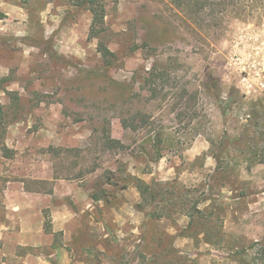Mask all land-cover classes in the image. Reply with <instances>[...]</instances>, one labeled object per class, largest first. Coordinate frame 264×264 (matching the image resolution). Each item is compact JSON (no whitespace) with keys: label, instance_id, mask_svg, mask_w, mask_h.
Instances as JSON below:
<instances>
[{"label":"rangeland","instance_id":"obj_1","mask_svg":"<svg viewBox=\"0 0 264 264\" xmlns=\"http://www.w3.org/2000/svg\"><path fill=\"white\" fill-rule=\"evenodd\" d=\"M74 1L0 0V214L9 189L11 205L56 200L110 231L81 237L104 253L79 262L232 264L264 238V1L97 0L92 39ZM129 177L158 186L166 218L139 211Z\"/></svg>","mask_w":264,"mask_h":264},{"label":"crops","instance_id":"obj_2","mask_svg":"<svg viewBox=\"0 0 264 264\" xmlns=\"http://www.w3.org/2000/svg\"><path fill=\"white\" fill-rule=\"evenodd\" d=\"M13 193L7 189L2 196L0 264H93L87 261L79 262L77 254L88 255L95 247L104 253V249H99L93 243H79V241L81 237H86L85 235L94 239L107 238L110 231L99 230L101 234L95 235L92 230H82L77 225L79 224L78 214L67 205L56 204V200L53 202L40 200L39 203L33 201L24 204L20 201L18 204L11 205L8 201L11 196H14ZM51 194L54 199L63 197L55 188ZM15 195H21V191L20 193L17 191ZM27 195L32 197L36 194L27 193ZM73 199L67 200L75 206ZM88 200L93 203L91 197ZM42 210L48 214L47 231ZM114 233L112 235L116 236V232ZM102 264L117 263L103 260Z\"/></svg>","mask_w":264,"mask_h":264},{"label":"trees","instance_id":"obj_3","mask_svg":"<svg viewBox=\"0 0 264 264\" xmlns=\"http://www.w3.org/2000/svg\"><path fill=\"white\" fill-rule=\"evenodd\" d=\"M23 1L25 2L26 0H23ZM259 1H264V0H252V2L250 3V6L248 7L254 6L253 4ZM241 2H242L241 0H237V4H236L237 8H241L242 6ZM73 3L75 6H79L91 14L92 20H91V25L89 28V38L90 39L95 38L103 26V18H104L103 17V11H104L103 7L99 6L97 0H75ZM199 5H201V3ZM98 53L101 55L103 59V63L105 65L108 66L112 63L113 54L105 46L99 45ZM5 81L7 80L5 79ZM108 142L111 144L117 143L111 140L110 138L108 139ZM154 143L156 147H159L161 145V138L159 136L155 137ZM128 180L129 182H131V185L133 186V188H135V190L137 191L139 195L140 202H141V204L138 206L139 211H143L144 207L147 206L149 207V209H151V211H153L152 214L148 216L149 220L158 221L162 218H166V216L163 214H157L165 210V207L159 210L157 208L158 207L157 205L159 204L156 205V201L159 199V194L155 191V188L158 186L155 183L146 184L143 181L137 178H133V177H129ZM129 185H130L129 183L124 184L123 186H121L120 189L125 190L128 188ZM101 196L102 195L95 196V197L92 196L91 199L95 202H98L100 200H103L102 199L103 197ZM206 201L207 200L204 199V201L194 203L191 207L190 213L188 212L185 214V216L189 219L188 227H191L196 221L204 220V217H203L204 214L198 208V206L199 204H203ZM47 230H48V227L46 228V231ZM203 236L207 237V233L206 232L203 233ZM206 243L208 245L211 244L208 239L205 241V244ZM168 252L169 254H171V256L179 255V253L173 247L169 248ZM221 259L224 261H229L232 264H264V238L260 241L253 242L248 247L242 250H237L233 252L232 254H229V256L223 257Z\"/></svg>","mask_w":264,"mask_h":264}]
</instances>
